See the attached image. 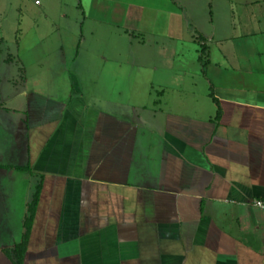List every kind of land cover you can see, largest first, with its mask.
Here are the masks:
<instances>
[{
  "label": "crops",
  "instance_id": "1",
  "mask_svg": "<svg viewBox=\"0 0 264 264\" xmlns=\"http://www.w3.org/2000/svg\"><path fill=\"white\" fill-rule=\"evenodd\" d=\"M84 1L91 11L96 0ZM155 10L153 26L176 15ZM116 15L90 17L120 27ZM153 30L178 41L156 50L178 70L177 92L67 98L27 89L29 77L17 89L2 72L12 89L0 104V264H16L37 194L22 264H264L253 206L264 200V90L207 75L197 42ZM192 72L205 93L190 90Z\"/></svg>",
  "mask_w": 264,
  "mask_h": 264
},
{
  "label": "rangeland",
  "instance_id": "2",
  "mask_svg": "<svg viewBox=\"0 0 264 264\" xmlns=\"http://www.w3.org/2000/svg\"><path fill=\"white\" fill-rule=\"evenodd\" d=\"M155 9L176 15L165 20L163 14L154 27ZM98 13L105 19L117 14L121 26L90 17ZM126 14H131L129 20ZM137 14L146 17L143 30L136 28ZM152 29H165L174 38L181 32L182 41L211 48V57L207 52L201 64L212 63L207 75L224 84L264 90V0H96L91 11L84 0H0V104L12 89L5 71L17 89L29 77L27 89L67 98L82 90L102 99L118 94L128 99L166 85L177 92L178 70L162 68L167 59L156 50L178 41ZM38 75L45 77L44 85L34 84ZM73 75L79 82L73 83ZM189 77H195L190 90H208L202 75L192 72ZM52 78L55 84L48 83Z\"/></svg>",
  "mask_w": 264,
  "mask_h": 264
},
{
  "label": "trees",
  "instance_id": "3",
  "mask_svg": "<svg viewBox=\"0 0 264 264\" xmlns=\"http://www.w3.org/2000/svg\"><path fill=\"white\" fill-rule=\"evenodd\" d=\"M200 44L204 46V48L202 47V49H201V56H200V60L203 61L204 56L209 53V48H207V46L205 47L206 44H202V43H200ZM37 202H38V194L35 197L33 205L31 206L30 216L26 220L27 234L25 235L24 242L22 244H20L16 249V253H17L16 264H22L23 263V255H24L25 249H26L27 244H28V238H29L30 233H31V228H32V223H33L34 216H35V209H36Z\"/></svg>",
  "mask_w": 264,
  "mask_h": 264
},
{
  "label": "built area",
  "instance_id": "4",
  "mask_svg": "<svg viewBox=\"0 0 264 264\" xmlns=\"http://www.w3.org/2000/svg\"><path fill=\"white\" fill-rule=\"evenodd\" d=\"M253 206L257 209L264 211V200H256L253 202Z\"/></svg>",
  "mask_w": 264,
  "mask_h": 264
}]
</instances>
